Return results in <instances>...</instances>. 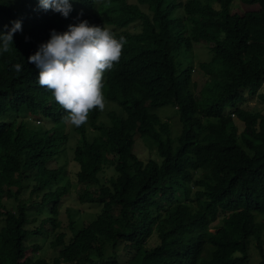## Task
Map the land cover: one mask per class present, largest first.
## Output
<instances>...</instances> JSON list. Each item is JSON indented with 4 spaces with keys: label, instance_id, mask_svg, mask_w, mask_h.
Masks as SVG:
<instances>
[{
    "label": "trees",
    "instance_id": "1",
    "mask_svg": "<svg viewBox=\"0 0 264 264\" xmlns=\"http://www.w3.org/2000/svg\"><path fill=\"white\" fill-rule=\"evenodd\" d=\"M235 1L70 0L65 18L39 0H0V34L22 21L10 51H0V264H250L254 244L264 264V112L244 108L264 85V0H242L236 11ZM83 20L126 38L102 89L125 116L105 126L94 109L72 147L67 112L39 85L28 58L52 30ZM204 42L213 58L201 65L207 81L199 97L194 69H181L177 58ZM170 105L184 124L179 144L153 112ZM138 137L156 144L161 161L139 157ZM69 148L85 185L80 199L101 206L79 230L72 221L70 236L59 220L66 177L50 167ZM108 166L114 174L104 181ZM29 187L30 201L46 209L45 224L58 231L54 262L36 258L41 245H28Z\"/></svg>",
    "mask_w": 264,
    "mask_h": 264
},
{
    "label": "clouds",
    "instance_id": "2",
    "mask_svg": "<svg viewBox=\"0 0 264 264\" xmlns=\"http://www.w3.org/2000/svg\"><path fill=\"white\" fill-rule=\"evenodd\" d=\"M39 6L65 18L73 10L70 0H39ZM12 25L10 31L0 34L2 52L10 51L14 35L22 31V21H13ZM126 43L125 37L117 38L107 27L83 20L69 25L63 33L52 30L50 40L28 58V63L39 69V85L51 91L67 112L64 123L80 127L88 122L91 111L104 110L103 77L119 62ZM22 67L20 63L13 65L18 75Z\"/></svg>",
    "mask_w": 264,
    "mask_h": 264
},
{
    "label": "rangeland",
    "instance_id": "3",
    "mask_svg": "<svg viewBox=\"0 0 264 264\" xmlns=\"http://www.w3.org/2000/svg\"><path fill=\"white\" fill-rule=\"evenodd\" d=\"M130 2H135L136 0H129ZM243 7L242 0H236L234 3V10ZM131 31H139L138 26L131 28ZM213 55L209 49V46L204 42L202 44H196L193 50L190 53H183L178 56V63L183 64V68L186 69L192 67L193 71V90L197 96L201 97L204 95L203 89L206 84V72L201 68L202 64L210 63L212 61ZM264 93V85L258 90L257 94L252 96L248 94V102L244 105V108L248 111H260L264 112V99L260 97V94ZM157 115H159L164 122H168L171 125L172 137L175 140L176 144H179L180 138L184 132V124L182 122L181 114L178 108L175 105H170L166 107H161L153 110ZM112 115L118 117H124L125 114L122 111V108L110 100L105 99V108L101 112L100 119L98 123H104L105 126H112ZM237 119V118H236ZM33 122V121H32ZM237 122L240 126L241 132L245 129V124L237 119ZM38 123V122H35ZM34 124V122H33ZM76 127L73 125H68L66 127V132L70 135L71 138H74L71 142V146L74 147L79 134L75 131ZM89 131L92 133L93 128H89ZM158 147L152 141L147 139H142L141 137L137 138L136 152L139 157L145 161L155 159L161 161V155L158 151ZM112 156V154H111ZM51 168H63L64 176L68 185V194L66 195L59 215V220L62 222V227L60 232H66L69 236L72 233L70 229V223L73 221L75 225L73 229L79 230L86 225L87 223L93 221L97 218L98 214L101 212V206L93 204L91 202H83L80 197L84 192V186L77 180V171L79 166L73 161L72 149L69 148L68 152H63V154L55 162L50 164ZM114 174L113 167H106L104 171V181L108 180ZM63 183V182H62ZM61 183V185H62ZM30 190L29 187L24 191V198L29 202L30 206V215H29V224L28 228L33 233L28 239V245H41L42 249L39 253H35L36 258L47 259L51 262L59 256V248H55L52 245V242L56 240V233L58 231H53L51 228L52 222L45 224V220L48 218L45 214V208L38 203V200L33 199L30 201ZM11 203V201H9ZM9 208L15 207L17 203L13 206L8 204ZM218 221L212 225V232L217 230ZM3 219L0 218V228L3 226ZM46 225V226H45ZM45 226V227H43ZM41 229L45 234H35ZM47 232V234H46ZM39 233H41L39 231ZM159 242L157 237L153 244ZM251 263L250 264H259L260 257L257 251L256 244L252 246L251 249Z\"/></svg>",
    "mask_w": 264,
    "mask_h": 264
},
{
    "label": "built area",
    "instance_id": "4",
    "mask_svg": "<svg viewBox=\"0 0 264 264\" xmlns=\"http://www.w3.org/2000/svg\"><path fill=\"white\" fill-rule=\"evenodd\" d=\"M235 116V115H234Z\"/></svg>",
    "mask_w": 264,
    "mask_h": 264
}]
</instances>
